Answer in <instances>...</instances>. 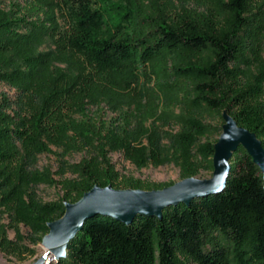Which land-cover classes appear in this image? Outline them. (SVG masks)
Segmentation results:
<instances>
[{"label": "trees", "instance_id": "obj_1", "mask_svg": "<svg viewBox=\"0 0 264 264\" xmlns=\"http://www.w3.org/2000/svg\"><path fill=\"white\" fill-rule=\"evenodd\" d=\"M132 7L121 11L112 27L100 0H26L15 16H0V64L12 69L1 72L0 80L20 91L42 81V89H34L41 104L31 113L22 101L0 98V212H15L20 222L40 234L39 241L48 233V224L64 215L66 202L79 201L96 185L150 191L174 184L123 175L111 159L116 149H126L137 167H158L168 162L162 146L168 140L181 180L203 172L211 177L224 111L256 133L264 147V61L259 58L264 12L256 0H214L207 13L175 17L158 6ZM56 9L66 10L68 25L57 22ZM45 39H53L63 53L83 57L94 72L85 75L82 69L74 76L59 72L55 80L35 76V66L44 56L35 57L33 46ZM177 54L186 57L179 60ZM12 56L27 62L25 72ZM256 63L258 73L249 81L245 70ZM140 66L150 67L160 92L168 88L182 92L189 111L180 132L165 131L154 122L148 146L132 147L131 142L141 137L133 129L137 114H120L110 123L100 111L90 115L88 106L99 108L110 86L130 84ZM204 107L219 113L222 123L214 128L215 139L201 143L211 132L203 121ZM74 112L86 118L85 125L71 126L67 119ZM145 119L151 121L153 116L145 114ZM17 144L23 145L28 159L49 152L50 144L65 155L87 153V157L75 164L61 162L59 181L47 175L49 182L62 188V199L44 203L30 197L24 202L21 191L32 175L25 162L18 164ZM0 252L23 256L22 247L9 238L1 222ZM187 262L264 264V180L242 147L232 155L222 193L196 199L189 206L168 207L162 219L138 216L130 226L95 216L70 241L67 257L51 264Z\"/></svg>", "mask_w": 264, "mask_h": 264}, {"label": "rangeland", "instance_id": "obj_2", "mask_svg": "<svg viewBox=\"0 0 264 264\" xmlns=\"http://www.w3.org/2000/svg\"><path fill=\"white\" fill-rule=\"evenodd\" d=\"M26 0H0V16H15L20 6L24 5ZM43 2L57 0H40ZM139 9H152V7H160L166 14L171 16L180 15L183 13L196 14L207 13L209 8L214 6V0H100V6L106 10V17L109 27L119 18V13L127 9H132V6ZM256 5L261 6L264 12V0H256ZM259 10V9H258ZM56 20L61 25H68L70 19L66 10H55ZM222 18H226L223 16ZM224 20V19H223ZM222 20V21H223ZM34 56L43 57L39 60L41 64L35 66V76L46 80L57 79L59 72L66 75H78L82 69L85 70V75L94 72V68L88 66L83 57L79 55L71 56L69 53H63V50L53 41V39H45L33 46ZM179 60H184V54H177ZM260 60L264 61V44L259 51ZM45 60V62H42ZM12 61H15L17 67L25 72L27 62L18 56H12ZM0 64L1 72H11L12 69L8 66ZM246 78L252 81L258 73L257 63L245 70ZM135 79L126 84L122 81V87L119 85L110 86L107 90L108 96L100 99L99 108L96 105L89 104L90 115H96L98 111L102 112L103 119L110 123L124 113H135L137 118L134 124V130L141 135L139 142H131L132 147L148 146V130L154 122L165 131L177 133L181 131V123L187 116L189 111L188 99L184 94L173 88L159 91L156 82L149 66H140L134 70ZM42 81H34L33 86L28 91H20L18 86L0 80V98L8 97L12 101H22L23 106L31 113L41 104V99L36 94L34 89H42L40 84ZM122 88V89H121ZM24 91V92H23ZM34 91V92H33ZM192 98V97H191ZM88 101V100H87ZM150 113L153 116L151 121L145 119V114ZM91 116V117H92ZM203 121L210 126L211 132L201 139V143L208 139H215V127L221 126L220 115L217 112L208 110L204 107L202 111ZM97 117V116H96ZM71 126L85 125L86 118L79 112L71 113L67 119ZM50 151L46 153L36 154L34 159H28L22 144H17L18 148V164L26 163V171L32 175V181L25 182L24 188L21 191V199L28 202L30 197L36 200L49 203L55 202L63 198L64 192L60 185L49 182L47 175L52 181H59L61 178L57 175L61 162L75 164L87 157V153H75L65 155L63 150L54 144H50ZM165 152V157L168 160L165 164L158 167L149 165L147 167H137L131 159L128 158L126 149H116L111 154L112 162L120 173L126 176H131L136 179L150 181L156 184L176 183L181 180L180 169L174 160H171L172 150L168 140L162 142ZM36 178L34 179V177ZM67 177H70L67 175ZM201 179L210 178L208 173L203 172L198 176ZM4 210L0 212V222L7 226L9 238L16 240L22 247L23 256L21 258L6 256L0 252V264H35L47 251L42 246V241H39L40 234L34 232L30 227L18 220L15 212ZM16 233H18L16 235ZM49 260V259H48ZM53 262L55 260H52ZM51 261V262H52ZM49 262V263H48ZM46 264H51L48 261ZM187 264H195L187 262Z\"/></svg>", "mask_w": 264, "mask_h": 264}, {"label": "water", "instance_id": "obj_3", "mask_svg": "<svg viewBox=\"0 0 264 264\" xmlns=\"http://www.w3.org/2000/svg\"><path fill=\"white\" fill-rule=\"evenodd\" d=\"M222 133L214 146L212 176L207 179L191 177L158 190L115 189L96 185L75 202L65 203L64 215L48 224L42 239L47 250L35 264H46L67 257V247L82 231L84 223L102 216L130 226L136 217L162 219L168 207L217 195L225 190L230 172V160L239 147L244 148L260 168L264 180V147L256 133L240 126L226 111L223 112ZM49 259V260H48Z\"/></svg>", "mask_w": 264, "mask_h": 264}, {"label": "bare ground", "instance_id": "obj_4", "mask_svg": "<svg viewBox=\"0 0 264 264\" xmlns=\"http://www.w3.org/2000/svg\"><path fill=\"white\" fill-rule=\"evenodd\" d=\"M50 262H51V261H50ZM52 262H53V261H52ZM52 262H51V263H52ZM48 263H49V262H48Z\"/></svg>", "mask_w": 264, "mask_h": 264}]
</instances>
